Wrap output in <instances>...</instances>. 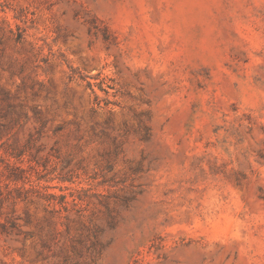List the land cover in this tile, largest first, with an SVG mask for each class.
<instances>
[{"label":"rangeland","instance_id":"374dc122","mask_svg":"<svg viewBox=\"0 0 264 264\" xmlns=\"http://www.w3.org/2000/svg\"><path fill=\"white\" fill-rule=\"evenodd\" d=\"M0 264H264V0H0Z\"/></svg>","mask_w":264,"mask_h":264}]
</instances>
